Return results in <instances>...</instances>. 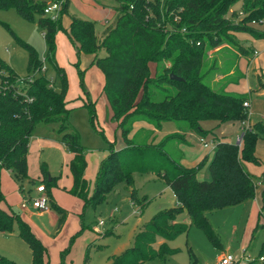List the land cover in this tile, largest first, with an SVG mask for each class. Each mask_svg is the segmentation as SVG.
Returning a JSON list of instances; mask_svg holds the SVG:
<instances>
[{"label":"trees","instance_id":"1","mask_svg":"<svg viewBox=\"0 0 264 264\" xmlns=\"http://www.w3.org/2000/svg\"><path fill=\"white\" fill-rule=\"evenodd\" d=\"M55 1L59 2L0 0V9H14L25 20L33 21L35 15L40 16L38 23L43 28L47 46L46 60L55 69V77L48 79L47 68L41 71L43 64L37 52L19 39L28 50L29 69H34V75L22 79V85H18L17 74L0 59V168L9 170L18 180L28 178L26 154L31 132L39 123L58 124V131L63 133L62 142L72 154L68 163L72 177L69 192L83 201L84 208L102 203L105 195L120 182H126L133 191L135 173H152L164 179L176 199L174 207L157 213L145 223L136 234L134 245L112 256L109 264H143L155 257L174 254L176 249L167 242L188 231L186 223L176 220L184 210L192 224L216 241L205 212L234 206L254 197L257 183L244 170L242 160L259 163L254 153L259 134L264 137V124L249 122L241 131L240 144L214 134L212 141L216 142V146L208 164L210 180L197 178L202 163L191 167L180 163L183 157L180 147L188 145L187 132L206 135L208 131L201 126V122L206 120L216 121L218 128L230 121L241 124L247 120V107L243 103L249 97L227 92L223 88L213 90L206 85L199 76L203 58L200 35L194 34L196 38L189 35L190 41L179 32L167 36L162 20L176 6H181L182 25L188 30L222 27L226 23V8L238 0H114V18L100 37L95 33L93 22L70 16L68 37L76 44L79 53L94 55V62L104 74V91L113 112L112 118L118 122L126 142L124 149H112L101 162L91 198L85 177V148L77 131H66L70 112L66 101L67 77L55 59L58 21L43 17L45 7ZM67 5L68 0H64L62 12L67 10ZM241 13L242 23L236 25V29L247 31L255 38H264V32L248 25L252 21L264 20V0H241ZM10 32L16 37L13 31ZM101 50L106 52V56L98 55ZM163 60H169L170 65L160 67ZM149 62L158 64L154 76ZM171 73L182 80L172 79ZM55 80L60 82L58 90L55 89ZM86 107L94 127V105ZM138 120L147 121L154 129H160L165 121L178 122V131L158 142H136L127 135L130 125ZM40 169L46 182L45 190L49 191L56 182V176L49 173L45 164ZM47 194L50 207L58 214L60 227L66 211L52 201L50 192ZM3 200L0 189V233H11L16 226L18 236L30 248L31 264H43L44 246L26 221L1 206ZM158 237L164 242L155 248ZM260 257L263 256H259L258 260ZM261 262H264V257ZM0 264L18 263L0 254Z\"/></svg>","mask_w":264,"mask_h":264},{"label":"rangeland","instance_id":"2","mask_svg":"<svg viewBox=\"0 0 264 264\" xmlns=\"http://www.w3.org/2000/svg\"><path fill=\"white\" fill-rule=\"evenodd\" d=\"M62 2L64 0H59V11L55 13V21H58L55 59L67 77L66 101L70 112L66 131H77L80 143L85 148V176L89 183L88 196L91 198L101 162L112 149H124L126 142L118 122L112 118L113 112L104 91V74L94 62V55L79 53L67 32L70 16L75 15L93 22L95 33L100 37L112 23L116 2L68 0L65 12L61 10ZM181 12L182 7L176 6L163 18V31L167 36L179 32L189 41V35L194 37L198 33L203 40V58L199 66L201 80L213 90L223 88L226 91L230 84L238 85V90L233 93L251 99L246 112L248 121L251 124H264V97L258 96L256 89L259 79L264 80V38H255L247 31L236 29V25L242 23L241 0L226 8V23L218 28L188 30L182 25L184 18ZM43 17L49 16L43 14ZM39 18V15H35L33 21H28L14 9H0V59L17 74L20 80L18 85H22V79L34 75V69H29L28 50L18 39L37 52L43 64L41 71L47 68V78L55 77L54 67L46 60L47 46L43 28L38 23ZM248 25L264 32V20ZM254 50L258 52L257 55L253 54ZM98 55L104 57L106 52L101 50ZM162 65L169 66L170 61H160L159 66ZM148 66L154 76L158 64L149 62ZM54 84L55 89H60L59 80H55ZM88 104L94 105V127L86 107ZM176 124L178 122L165 121L160 129H154L147 121L138 120L130 125L127 137L136 142H158L174 133L178 129ZM201 126L208 131L203 135L208 143H212L214 134L236 143L237 136L241 134L238 121L226 122L218 128L216 121L206 120L201 122ZM58 129V124L39 123L31 132L26 154L28 178L18 180L9 170L0 168V189L4 196L2 205L27 221L45 248L43 264H109L112 256L134 245L135 236L145 223L157 213L174 207L176 199L164 179L152 173H135L133 191L126 182H120L105 195L102 203L84 208L83 201L71 195L70 188H67L72 183L67 167L72 154L64 146L63 133ZM199 137L196 132L186 133L189 145L183 152L181 150L183 157L180 163L187 167L202 163L197 178L210 180L208 164L216 142L209 149H204L198 141ZM254 154L259 163L242 160L243 168L255 182H264V137L261 134L257 138ZM42 164L56 176L55 184L50 187L51 196L67 211L60 230H56V214L55 211L51 212L52 209L38 216L35 211L23 210L21 207L24 198L38 197L37 187L46 183L40 169ZM205 213L216 241L192 224L184 210L176 220L186 223L188 231L167 242L176 252L164 258L155 257L143 264H220L221 256L227 254L235 258V264H264L258 260L259 256L264 257V186L256 185L255 195L250 200ZM99 220H103L104 224L98 225ZM162 242L164 239L158 237L155 248ZM0 254L18 264H31L30 249L19 238L16 226L13 232L0 234Z\"/></svg>","mask_w":264,"mask_h":264},{"label":"built area","instance_id":"3","mask_svg":"<svg viewBox=\"0 0 264 264\" xmlns=\"http://www.w3.org/2000/svg\"><path fill=\"white\" fill-rule=\"evenodd\" d=\"M58 11H59V2L55 1V2H50L45 7L43 12H44V14L48 15L51 19L55 20L56 19L55 13L57 14ZM252 23H255V21H252ZM257 53L258 52L256 50L253 51L254 55H257ZM243 105H244V107L249 108L250 107L249 100H245ZM248 123H249L248 119L241 122V127H242L241 130L242 131L248 126ZM198 141L201 144V146L205 149H209L210 145L214 142V141H212V143H208L203 136H200ZM240 142H241V136L239 135L237 137V143L240 144ZM37 192L39 193L38 197L28 198V199L24 198L23 202L21 203V207L22 208L32 207V208L39 210V211L48 210L49 209V201H48L47 194H45L46 190H45L44 185L38 186ZM102 224H104V221L99 220L98 225H102ZM259 260L260 261L263 260V257H260ZM235 262H236L235 258L230 254L222 255L220 258V264H235Z\"/></svg>","mask_w":264,"mask_h":264},{"label":"crops","instance_id":"4","mask_svg":"<svg viewBox=\"0 0 264 264\" xmlns=\"http://www.w3.org/2000/svg\"><path fill=\"white\" fill-rule=\"evenodd\" d=\"M238 88H239V86L238 85H233V84H230L229 86H227V88H226V91L227 92H234V91H236V90H238ZM257 91H258V96H260V97H264V80L261 78V79H259V84L257 85ZM251 99L249 98V103L251 102L250 101ZM251 104V103H250ZM251 115V114H250ZM240 124V123H239ZM240 128H242L241 127V124H240ZM176 130V129H175ZM177 131V130H176ZM175 131V132H176ZM242 131V130H241ZM239 136V135H238ZM237 136V137H238ZM186 141H187V139H186ZM236 141H237V138H236ZM187 144L189 145V143H188V141H187ZM188 145H182L181 147H180V150H182V152H183V150H184V148H187L188 147ZM203 148V147H202ZM205 149V148H204ZM181 161H182V159H181ZM183 161H184V159H183ZM182 164V163H181ZM189 165H192V164H189ZM67 167H68V164H67ZM68 172L70 173V171L68 170ZM50 173V172H49ZM51 174V173H50ZM52 175V174H51ZM53 176H55V175H53ZM70 176H71V174H70ZM86 177V176H85ZM72 178V177H71ZM257 183V186H260V187H262V186H264V182L263 181H257L256 182ZM71 185H72V183L70 184V186L68 185L67 186V188H71ZM48 192H50V189H49V191ZM259 191H257V193H258ZM36 193L38 194V192L36 191ZM50 195H51V193H50ZM72 195V194H71ZM74 196V195H73ZM52 197V196H51ZM75 198H77L76 196H74ZM78 200H80L79 198H77ZM52 201L53 202H55L59 207H61L62 209H64L62 206H60L54 199H53V197H52ZM81 201V200H80ZM2 203L3 202H1V206L5 209V210H7V211H10V210H8V209H6L3 205H2ZM27 209H31L32 211H35L37 214H38V216H43L45 213H47V212H49L50 211V209H52L50 206H49V209L48 210H46V211H39V210H36V209H34V208H32V207H27V208H23V210H27ZM65 210V209H64ZM54 210L52 209V211L51 212H53ZM66 211V210H65ZM55 216H54V218L56 219V230H60V228L62 227V225H63V223H64V221H65V219H64V221H63V223H62V225L60 226V227H58V214L55 212ZM66 214H67V211H66ZM65 217H66V215H65ZM24 221H26L25 219H23ZM27 222V221H26ZM29 225V224H28ZM103 225V224H102ZM0 234H6V233H0ZM20 238V237H19ZM21 239V238H20ZM24 241V240H23ZM25 242V241H24ZM30 249V248H29ZM31 252V251H30Z\"/></svg>","mask_w":264,"mask_h":264},{"label":"water","instance_id":"5","mask_svg":"<svg viewBox=\"0 0 264 264\" xmlns=\"http://www.w3.org/2000/svg\"><path fill=\"white\" fill-rule=\"evenodd\" d=\"M170 77H171L172 79H175V80H178V81H179V80H182V78H180V77L174 75L173 73L170 74Z\"/></svg>","mask_w":264,"mask_h":264}]
</instances>
